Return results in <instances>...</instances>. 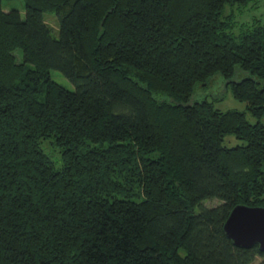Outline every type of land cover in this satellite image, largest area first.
Returning <instances> with one entry per match:
<instances>
[{
	"label": "trees",
	"instance_id": "trees-1",
	"mask_svg": "<svg viewBox=\"0 0 264 264\" xmlns=\"http://www.w3.org/2000/svg\"><path fill=\"white\" fill-rule=\"evenodd\" d=\"M2 1L0 264H264L224 231L264 208V26L226 14L255 0ZM217 75L256 124L190 104Z\"/></svg>",
	"mask_w": 264,
	"mask_h": 264
},
{
	"label": "rangeland",
	"instance_id": "rangeland-1",
	"mask_svg": "<svg viewBox=\"0 0 264 264\" xmlns=\"http://www.w3.org/2000/svg\"><path fill=\"white\" fill-rule=\"evenodd\" d=\"M2 8L5 12L18 11L23 20L26 19V5L24 0H3ZM234 14L235 27L233 28V33L238 35L241 30L242 25H252L256 21H259L261 25L264 26V0H255L251 2L245 8L239 7H228L226 14ZM46 22L52 27L53 35L59 37V22L58 18L55 15L46 14ZM15 56L17 57L18 62L23 61V51L21 49L15 51ZM51 78L56 83L60 84L69 91H75V86L59 71L52 70ZM240 79V77L238 78ZM200 101H208L213 104V106L222 112L226 111H238L246 113L248 121L252 124H256L257 120L251 116L247 110V104L236 100L230 89L227 88L226 82L221 75H217L213 78L206 87H198L195 91L193 98L190 101V104ZM264 124V118L262 120ZM51 141H45L42 144V148L48 153L52 159L59 165L60 164V155L58 151L54 149L51 144ZM225 146L235 147L243 144L242 141L238 140L233 136H229L225 139ZM221 204V201L218 199L206 200L204 205L207 207H215ZM261 261L260 258H257L252 264H259Z\"/></svg>",
	"mask_w": 264,
	"mask_h": 264
},
{
	"label": "water",
	"instance_id": "water-1",
	"mask_svg": "<svg viewBox=\"0 0 264 264\" xmlns=\"http://www.w3.org/2000/svg\"><path fill=\"white\" fill-rule=\"evenodd\" d=\"M224 231L235 246L250 249L258 245L264 251V208L236 206L224 225Z\"/></svg>",
	"mask_w": 264,
	"mask_h": 264
}]
</instances>
